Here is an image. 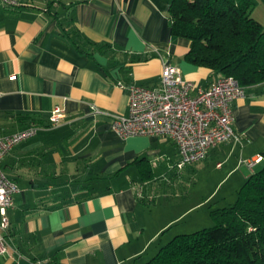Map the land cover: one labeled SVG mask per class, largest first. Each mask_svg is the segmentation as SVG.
Masks as SVG:
<instances>
[{
  "label": "crops",
  "instance_id": "1",
  "mask_svg": "<svg viewBox=\"0 0 264 264\" xmlns=\"http://www.w3.org/2000/svg\"><path fill=\"white\" fill-rule=\"evenodd\" d=\"M171 1L1 5L0 136L30 126L38 130L2 161L18 193L7 211L8 254L0 264H142L152 255L151 245L197 207L170 203L174 216L156 217L153 223L159 210L154 185L164 183L178 198L182 173L194 172L201 162L177 170L179 153L170 139H122L110 129L108 117L94 112L126 116V88H157L163 63L203 89L219 77L185 61L189 42L171 34ZM71 25L89 42L104 44L103 54L81 53ZM245 91L233 103L232 127L239 141L216 146L202 161L213 154L215 168L224 170L222 181L239 168V181L246 180L259 163L249 169L245 161L264 152V84ZM55 109L62 118L52 124Z\"/></svg>",
  "mask_w": 264,
  "mask_h": 264
},
{
  "label": "trees",
  "instance_id": "2",
  "mask_svg": "<svg viewBox=\"0 0 264 264\" xmlns=\"http://www.w3.org/2000/svg\"><path fill=\"white\" fill-rule=\"evenodd\" d=\"M252 1L172 0L171 34L189 42L185 61L245 89L264 84V26L252 17ZM69 29L84 55L106 50ZM210 215L214 226L175 235L142 264H264V152L234 204Z\"/></svg>",
  "mask_w": 264,
  "mask_h": 264
},
{
  "label": "built area",
  "instance_id": "3",
  "mask_svg": "<svg viewBox=\"0 0 264 264\" xmlns=\"http://www.w3.org/2000/svg\"><path fill=\"white\" fill-rule=\"evenodd\" d=\"M5 8L20 6V0H0ZM128 114L117 116L94 109L95 114L109 118L110 129L120 138L164 136L176 146L179 159L174 165L182 170L187 165L206 159L218 145L239 141L232 124L233 103L246 96L243 88L232 77L219 76L208 88L183 80L177 68L163 63L157 88L129 86ZM62 118L60 109L50 117L52 124ZM38 128L30 126L9 136H0V260L8 254L5 238L9 227L7 211L13 205L17 186L3 172L2 161L14 147L34 137ZM261 157L245 161L252 169ZM217 168L221 164L216 165Z\"/></svg>",
  "mask_w": 264,
  "mask_h": 264
},
{
  "label": "rangeland",
  "instance_id": "4",
  "mask_svg": "<svg viewBox=\"0 0 264 264\" xmlns=\"http://www.w3.org/2000/svg\"><path fill=\"white\" fill-rule=\"evenodd\" d=\"M252 2V17L264 26V4L259 0H253ZM0 11H3L1 4ZM214 160V155L211 154L206 161L201 162L197 168H194V172L190 170L182 173L183 178L178 198L172 197L168 186L164 183L154 185L155 188L153 187L152 191L155 196L159 197L156 201L159 210L153 212V223L156 221V217L171 218L174 216L173 213L175 212L167 209V205L170 203H176L180 207L184 205L183 209L189 205H197V207L192 212L184 214L178 223L167 229L151 245L148 253L152 255H149L148 259L154 256L155 252H158L159 248L167 244L175 235L191 234L195 231L214 226L210 211L234 204L237 192L245 182L243 178L242 181H239V176L242 175L240 172L242 173V171L239 168L237 174L229 180L222 181L224 170L218 171L214 166ZM151 207H154V203ZM164 209L166 210L165 212H162V214L158 213Z\"/></svg>",
  "mask_w": 264,
  "mask_h": 264
}]
</instances>
